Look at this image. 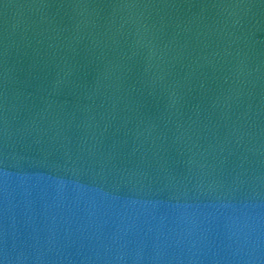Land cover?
<instances>
[{
	"label": "water",
	"instance_id": "obj_1",
	"mask_svg": "<svg viewBox=\"0 0 264 264\" xmlns=\"http://www.w3.org/2000/svg\"><path fill=\"white\" fill-rule=\"evenodd\" d=\"M0 264H264V0H0Z\"/></svg>",
	"mask_w": 264,
	"mask_h": 264
}]
</instances>
